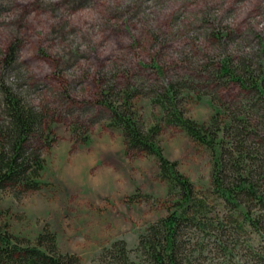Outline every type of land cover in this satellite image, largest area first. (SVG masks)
I'll list each match as a JSON object with an SVG mask.
<instances>
[{
	"label": "rangeland",
	"instance_id": "rangeland-1",
	"mask_svg": "<svg viewBox=\"0 0 264 264\" xmlns=\"http://www.w3.org/2000/svg\"><path fill=\"white\" fill-rule=\"evenodd\" d=\"M0 4V65L17 42L23 65L19 84L47 114L56 137L51 149L36 145L45 159L43 188L20 198L11 189L0 193V227L32 245L49 231L59 250L77 255L81 264H108L104 250L123 240L130 258L139 262L140 236L168 215L178 196L160 177L157 158L127 156L121 130L108 126L102 90L132 84L145 93L134 99L145 128L162 127L158 143L165 157L178 162L196 187L202 225L187 229L184 237L191 261L247 264L249 251L264 254L263 204L243 197L241 208H235L221 199L213 184L219 153L168 125L170 113L149 97L175 84L185 118L209 125L219 114L224 130L227 116L245 108L251 129L259 128L246 146L259 153L264 125L251 105L245 107L250 95L237 83L224 86L214 77L226 57L234 67L243 58L255 69L264 66V0H90L75 11L69 0ZM231 134L225 130L217 148L240 156ZM251 162L242 167L264 195V174Z\"/></svg>",
	"mask_w": 264,
	"mask_h": 264
},
{
	"label": "trees",
	"instance_id": "trees-1",
	"mask_svg": "<svg viewBox=\"0 0 264 264\" xmlns=\"http://www.w3.org/2000/svg\"><path fill=\"white\" fill-rule=\"evenodd\" d=\"M69 4L73 11L81 10L90 5V0H69ZM21 49L17 42L13 43L0 65V193L11 189L17 198L43 188L41 177L45 169V159L36 145L40 142L51 149L56 140L54 127L47 114L25 96L23 82L19 84L23 78ZM233 65L232 57L224 58L214 78L223 81L224 86L232 82L240 85L250 95L244 101L247 104L245 107L250 108L251 105L252 114L259 117L258 124L264 125V66L259 65L255 69L245 58L236 67ZM157 69L160 71V68ZM184 87L186 88L185 85L182 86ZM180 89L177 85L170 84L167 89L147 95L149 94L153 105L170 113L167 117L168 125L182 128L192 140L219 153L214 161L213 184L221 199L235 208H241L243 197L258 200L264 206L262 188L253 183L247 168L242 167L243 163L245 167H250L248 164L254 161L264 174V126L260 127L263 128L262 143H259L261 148L259 153L254 152L250 146H246V141L252 136L257 138L256 133L259 132V128L251 129V113L245 112V108L238 114L232 112L227 116L230 124L225 130L228 135L232 133L236 138V151L240 156H234V152L229 154L223 148H217L219 136L225 131L218 121L219 114L212 118L209 125L185 118L178 109ZM140 95L145 93L132 84L121 87L115 85L102 90L100 104L108 111V126L121 130L125 154L132 157L139 154L156 157L160 177L168 184L169 193L177 192L178 200L165 218L149 226L146 233L140 236L136 248L139 262L130 258V252L123 240L116 241L110 248L105 249L102 257L109 259L108 264H194L191 254H186L189 244L184 237L187 229H197L202 225V217L197 215L200 209L196 187L180 172L178 162L165 157L158 143L162 127L155 125L145 128L134 106V99ZM67 97L72 100L69 94ZM90 109H86L85 113ZM224 109L231 111L228 107ZM72 131L77 134L75 127ZM135 199L132 197V201L136 202ZM246 219L251 227L258 229L257 221L249 214ZM248 257L247 264H264V254L249 251ZM0 264H81V260L77 255L62 253L55 234L49 231L41 234L36 244L32 245L21 242L8 229L0 227Z\"/></svg>",
	"mask_w": 264,
	"mask_h": 264
}]
</instances>
